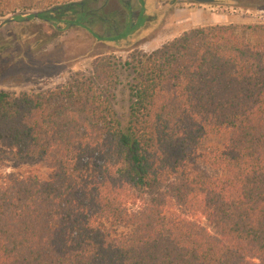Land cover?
<instances>
[{
  "label": "trees",
  "instance_id": "trees-1",
  "mask_svg": "<svg viewBox=\"0 0 264 264\" xmlns=\"http://www.w3.org/2000/svg\"><path fill=\"white\" fill-rule=\"evenodd\" d=\"M90 2L31 18L87 28ZM128 27L108 40L87 29L117 42ZM119 65L101 58L44 92L0 90V144L55 168L0 185V264H264V24L194 28L132 52L121 114ZM223 132L227 146L209 148ZM205 150L227 175L197 168Z\"/></svg>",
  "mask_w": 264,
  "mask_h": 264
},
{
  "label": "rangeland",
  "instance_id": "rangeland-1",
  "mask_svg": "<svg viewBox=\"0 0 264 264\" xmlns=\"http://www.w3.org/2000/svg\"><path fill=\"white\" fill-rule=\"evenodd\" d=\"M86 0H0V90L16 95L39 93L66 85L77 74L90 76L101 58L114 57L120 64V83L112 88L114 106L125 113L128 106L127 71L124 62L134 51L151 53L180 37L185 32L211 25L264 24V0H96L88 5L89 29L108 40L138 26L127 38L119 41L97 40L89 29L61 23L57 28L31 15ZM129 7V10L127 9ZM76 15L66 14L71 21ZM141 16V17H140ZM229 134L223 132L210 139L209 148L224 149ZM207 151L195 156L198 169L208 177L228 174L224 167H215L207 159ZM55 172L46 161L20 162L0 144V185L7 177L36 176L50 180ZM143 199L150 200L149 196ZM141 203L127 204L130 211ZM203 225L214 228L200 215ZM118 233L124 227L115 226Z\"/></svg>",
  "mask_w": 264,
  "mask_h": 264
},
{
  "label": "water",
  "instance_id": "water-1",
  "mask_svg": "<svg viewBox=\"0 0 264 264\" xmlns=\"http://www.w3.org/2000/svg\"><path fill=\"white\" fill-rule=\"evenodd\" d=\"M198 2H210V0H197Z\"/></svg>",
  "mask_w": 264,
  "mask_h": 264
},
{
  "label": "flooded vegetation",
  "instance_id": "flooded-vegetation-1",
  "mask_svg": "<svg viewBox=\"0 0 264 264\" xmlns=\"http://www.w3.org/2000/svg\"><path fill=\"white\" fill-rule=\"evenodd\" d=\"M211 1V0H210ZM141 17V16H140Z\"/></svg>",
  "mask_w": 264,
  "mask_h": 264
}]
</instances>
